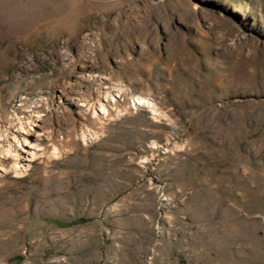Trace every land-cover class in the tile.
<instances>
[{
	"label": "rangeland",
	"instance_id": "obj_1",
	"mask_svg": "<svg viewBox=\"0 0 264 264\" xmlns=\"http://www.w3.org/2000/svg\"><path fill=\"white\" fill-rule=\"evenodd\" d=\"M0 264H264V0H0Z\"/></svg>",
	"mask_w": 264,
	"mask_h": 264
},
{
	"label": "bare ground",
	"instance_id": "obj_2",
	"mask_svg": "<svg viewBox=\"0 0 264 264\" xmlns=\"http://www.w3.org/2000/svg\"><path fill=\"white\" fill-rule=\"evenodd\" d=\"M136 99H137V101H141V103L142 104H144V102H147L148 104H151V106H152V109L154 110V111H156L157 110V108L155 107V104L153 103V102H151L149 99H145L144 97H142V96H140V95H136ZM135 101V100H134ZM136 104H140L139 102L137 103L136 102ZM100 106L102 107V109L103 110H105V106L103 105V104H100ZM16 144H18V146H19V153L18 154H16L17 155V157H16V159H15V161H14V165L13 166H15V168L17 169V170H21L20 169V167H21V165L22 164H20V161L21 160H24V161H26L27 159L26 158H24L25 157V155H27V154H23V153H25L27 150H29V149H27V148H25V147H27L28 146V143H27V141L24 143V144H22V145H20V138H18V135L16 134V133H14L13 134V136H12V138H11ZM8 152H9V150H8ZM31 153H34L33 151H31ZM24 158V159H23Z\"/></svg>",
	"mask_w": 264,
	"mask_h": 264
}]
</instances>
